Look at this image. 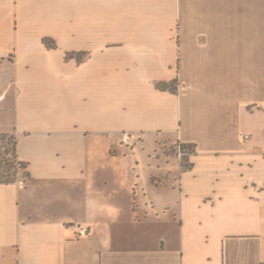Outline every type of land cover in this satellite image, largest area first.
<instances>
[{
  "label": "crops",
  "instance_id": "1",
  "mask_svg": "<svg viewBox=\"0 0 264 264\" xmlns=\"http://www.w3.org/2000/svg\"><path fill=\"white\" fill-rule=\"evenodd\" d=\"M0 97V264H264V0H0Z\"/></svg>",
  "mask_w": 264,
  "mask_h": 264
},
{
  "label": "rangeland",
  "instance_id": "2",
  "mask_svg": "<svg viewBox=\"0 0 264 264\" xmlns=\"http://www.w3.org/2000/svg\"><path fill=\"white\" fill-rule=\"evenodd\" d=\"M179 143L168 145L167 143H157L154 135L147 134L144 138V142L140 143L135 139L125 142L123 145H118L115 147H110V151L115 154V168L114 172L119 174L126 179L128 172L131 170L132 173L135 171L137 173H146L147 175L155 170L154 167L157 164L158 156L163 158L179 159L182 163V157L179 152ZM99 162H105L103 158L105 155L102 149L98 150ZM139 159L141 163L136 166L135 161ZM134 167L135 170H132ZM26 177L20 175L19 181H25ZM123 181H119L118 188L123 186ZM143 180L139 181L141 185ZM117 185V184H116ZM148 188H153L148 185Z\"/></svg>",
  "mask_w": 264,
  "mask_h": 264
},
{
  "label": "trees",
  "instance_id": "3",
  "mask_svg": "<svg viewBox=\"0 0 264 264\" xmlns=\"http://www.w3.org/2000/svg\"><path fill=\"white\" fill-rule=\"evenodd\" d=\"M160 88H164L160 85ZM171 88V86H170ZM172 91H175L173 86ZM182 157V169L190 167L189 157L194 152L192 145H178ZM20 175L28 178L27 164L18 159L17 138L14 134H0V184H10L19 181Z\"/></svg>",
  "mask_w": 264,
  "mask_h": 264
},
{
  "label": "built area",
  "instance_id": "4",
  "mask_svg": "<svg viewBox=\"0 0 264 264\" xmlns=\"http://www.w3.org/2000/svg\"><path fill=\"white\" fill-rule=\"evenodd\" d=\"M1 99H2V97H0V101H1ZM245 137H247V135H244ZM180 156H181V154H180Z\"/></svg>",
  "mask_w": 264,
  "mask_h": 264
}]
</instances>
